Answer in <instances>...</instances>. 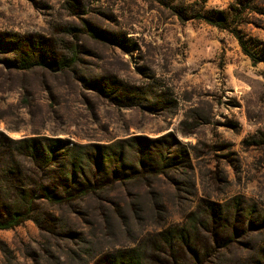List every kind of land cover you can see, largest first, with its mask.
<instances>
[{"label":"rangeland","instance_id":"374dc122","mask_svg":"<svg viewBox=\"0 0 264 264\" xmlns=\"http://www.w3.org/2000/svg\"><path fill=\"white\" fill-rule=\"evenodd\" d=\"M237 1L0 0V38L42 40L47 60L50 49L68 60L77 49L72 68L17 72L10 40L0 45V132L81 144L161 138L152 146L187 166L158 180L154 196L144 190L140 219L114 212L119 189L86 217L61 212L54 235L32 221L0 231V264H96L184 223L202 198L243 196L264 211V0ZM219 13L230 29L195 18Z\"/></svg>","mask_w":264,"mask_h":264},{"label":"trees","instance_id":"16d2710c","mask_svg":"<svg viewBox=\"0 0 264 264\" xmlns=\"http://www.w3.org/2000/svg\"><path fill=\"white\" fill-rule=\"evenodd\" d=\"M238 1L243 4L244 0ZM195 18L230 29L223 13L197 14ZM237 37L245 53L256 60L243 39ZM8 40L11 45L7 48L15 55L9 67L17 72L35 68L58 72L77 62L75 47L71 49L74 60L55 58L53 49L47 60L42 40L34 39L21 47L22 42L3 36L0 45ZM97 91L105 93L102 86ZM1 136L6 143H0V231L32 221L41 232L54 235L62 221L61 212L86 217L96 210L92 202L108 204L119 189L126 195L121 203H111L114 212L126 221L125 209L130 208L140 219L138 209L146 198L144 190L154 196L158 180L168 178L181 167L187 169L169 150L152 146L161 138L133 136L109 144H81L59 137L12 140L0 132ZM168 138L174 141L173 136ZM186 163L191 169V161ZM96 264H264V211L243 196L224 203L202 198L184 223L147 232L137 245L109 252Z\"/></svg>","mask_w":264,"mask_h":264}]
</instances>
